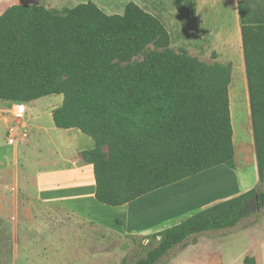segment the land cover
Masks as SVG:
<instances>
[{
  "label": "trees",
  "instance_id": "obj_1",
  "mask_svg": "<svg viewBox=\"0 0 264 264\" xmlns=\"http://www.w3.org/2000/svg\"><path fill=\"white\" fill-rule=\"evenodd\" d=\"M238 5L263 183L264 5ZM151 43L162 50L122 64ZM169 46L166 26L135 1L122 14H108L92 0L62 12L13 4L0 15V100L65 95L54 123L92 137L95 147L80 155L93 164L95 198L110 206L219 165L234 169L233 64L207 63ZM258 208L264 209L263 188L200 208L155 233L157 243L135 264H156L188 239L196 243L207 231L233 228ZM244 263L255 258L247 255Z\"/></svg>",
  "mask_w": 264,
  "mask_h": 264
},
{
  "label": "rangeland",
  "instance_id": "obj_2",
  "mask_svg": "<svg viewBox=\"0 0 264 264\" xmlns=\"http://www.w3.org/2000/svg\"><path fill=\"white\" fill-rule=\"evenodd\" d=\"M83 1L89 0H7L6 4L43 2L49 9L62 12L70 5ZM92 1L104 5V2L124 4L134 0ZM258 3L259 6H263L264 0H258ZM100 7L104 10L112 9L108 5ZM226 28L224 30L226 34L231 35V40L223 38L219 51L213 49L205 51L203 47H191L188 50L191 55L207 63L231 62L233 64L229 90L236 153L235 168L219 165L195 175L191 180L179 182L174 188L169 189L172 191L171 198L165 194L167 190H159L150 196L139 198L129 204L131 210L124 218L117 217L113 220L114 222L111 220L110 226L104 224L102 227L95 220L90 222L85 219L69 222L68 225L48 223L43 214L40 212L38 214L33 204L23 201L18 203L16 198L12 201L11 180L20 177L16 165L12 164L14 150L19 148L21 152L22 177L27 174L29 178L33 176L38 180L37 174L40 173L42 182L54 185L60 175L58 172L60 164H57L58 161L50 162L45 153L48 156H54L59 150L56 146L62 147L63 140L73 151L76 148L89 149L93 139L84 132H78L77 128L71 131L59 130L60 137L55 138L54 142L51 139H44L42 146L46 151L38 150L37 152L38 154L43 152V163L30 165L28 160L33 159L34 156L23 146L24 139H27L24 129L18 132L16 142L9 145L7 144L9 125L6 127L0 121V182L2 183L0 187L8 191L5 192L7 196L3 194L4 198L0 195V218L2 219L0 221V264H135L157 243L154 234L158 231L210 204L252 188L264 189V182L261 183L259 180L255 158L254 130L243 42L232 28ZM206 33L208 42L218 40V36L214 39L212 32L207 28ZM159 50L162 48L151 43L129 62L122 64H136L149 52ZM239 81L242 82L241 90L236 93V90H239ZM51 96L55 97L51 98ZM60 96L61 94L46 96L43 102L57 101L55 98ZM2 102L0 101V104ZM41 103L42 101L39 104ZM72 157H75V154L72 153ZM33 181L34 179L31 178L32 184H34ZM140 199L145 208L134 217ZM100 211H103V216H108L106 211L102 209ZM81 212L83 211L80 210ZM132 223L139 225L136 231L117 234L124 233L123 229ZM116 226L120 227L119 230ZM117 230L120 232L116 233ZM200 238L190 246L188 244L191 240L184 246L172 249L156 264H245L244 257L247 255L255 258L254 264H264V209L258 208L255 213L241 220L233 228L207 231Z\"/></svg>",
  "mask_w": 264,
  "mask_h": 264
},
{
  "label": "crops",
  "instance_id": "obj_3",
  "mask_svg": "<svg viewBox=\"0 0 264 264\" xmlns=\"http://www.w3.org/2000/svg\"><path fill=\"white\" fill-rule=\"evenodd\" d=\"M7 0H0V15L11 5L6 4ZM138 5H140L144 10L157 16L161 22L166 26L170 34V48L179 53H187L191 55L188 48L191 47H203L205 51L207 50H217L221 49V43L226 38L231 40V35L226 34L224 29L230 27L234 32L238 33L239 39L242 38L241 32V18L239 12L238 0H134ZM87 2V1H83ZM95 2V1H94ZM81 3V2H79ZM79 3L70 5L71 8ZM96 3V2H95ZM128 2L122 3H105L104 5L98 6H111V10H104L108 14L113 13H123L125 6ZM29 4L44 5L43 2H34ZM47 7V6H46ZM48 8V7H47ZM102 8V7H101ZM210 26V27H209ZM235 26V27H234ZM206 28L208 31L212 32L214 42H208L206 36ZM210 29V30H209ZM223 39V40H222ZM195 57L193 54L191 55ZM57 95V94H53ZM230 95V90H229ZM49 96V95H48ZM55 96H51L54 98ZM47 97L43 96L41 98L26 102V101H3L0 104V121L7 127L12 122H18L20 129H24V134L27 139H24V147L31 151L33 154V159H29L28 162L33 165H39L43 163V152L38 154V150L46 151L42 144L44 139H51L53 142L55 138L60 137L59 130H74L75 128H58L56 127L53 119V110L60 106L65 98V95L61 94L60 97L55 98L57 101H51V103L43 102ZM1 101V100H0ZM42 101L41 104H39ZM15 102H21L24 113L21 116L14 114L13 105ZM61 103V104H59ZM39 104V107L37 105ZM15 106V105H14ZM230 108H231V98H230ZM231 111V117H232ZM234 129V128H233ZM78 132H82L78 129ZM234 140V136H233ZM8 144V143H7ZM235 146V144H234ZM58 151H56L54 156H46L50 162L58 161L60 164L58 172L60 173L56 183L54 185H48L42 182L40 178V173L37 174L38 180L35 177L33 183H31L30 176L25 174L22 177L20 169L21 158L20 150H14V166L16 165L17 172L20 174L18 179H12V201L16 198L18 201H23L24 203L33 204L37 208V212L46 217L48 223H57L68 225L69 222H77L79 219H85L91 222L95 220L100 226L111 225L113 220L117 217H125V215L130 211L129 209L131 203L135 202L139 198L150 196L159 190H167L165 193L167 196H172L169 189L174 188V186L182 181L191 180L193 176L187 177L177 183L170 184L168 189H157L148 194H145L133 201L119 206H110L99 202L95 198V178L93 164L85 161L80 155V151L85 150L83 148H76L74 151L67 145V142L63 140L62 147L56 146ZM91 148L95 147V142L93 140ZM89 148V149H91ZM237 149V147H236ZM254 149L256 152L255 138H254ZM103 150L108 152V146H104ZM72 153L75 157H72ZM44 154V156H45ZM236 155V153H235ZM257 171L259 176L258 160L256 154ZM7 159V158H5ZM11 159V157H8ZM225 166V165H224ZM217 169V168H215ZM213 169V170H215ZM6 170V169H5ZM9 171V169L7 170ZM25 173V171H24ZM58 173V174H59ZM201 173V172H200ZM199 174V173H198ZM197 175V174H196ZM260 180V176H259ZM45 182H47L45 180ZM2 183L0 182V185ZM51 184V183H50ZM167 187V186H165ZM164 188V187H162ZM5 190L0 187V195L4 198L3 194ZM7 196V193H5ZM1 198V197H0ZM171 198V197H170ZM139 200L138 209L135 213L139 215L143 210L144 206ZM43 208V211H42ZM106 211L108 216H103V211ZM80 210L83 212L80 213ZM133 210V209H132ZM106 217V218H105ZM112 220V222H111ZM0 221L2 219L0 218ZM67 223V224H66ZM103 224V225H102ZM119 230V226H116ZM139 228L137 223H132L127 225L123 229L124 233L136 231ZM214 231V230H213ZM209 233V232H208ZM205 234V233H203ZM203 234L198 235V241ZM222 238V237H221ZM188 239L186 242H189ZM192 244V241L189 246ZM183 246V245H182ZM187 246V245H186ZM175 249V248H174Z\"/></svg>",
  "mask_w": 264,
  "mask_h": 264
},
{
  "label": "built area",
  "instance_id": "obj_4",
  "mask_svg": "<svg viewBox=\"0 0 264 264\" xmlns=\"http://www.w3.org/2000/svg\"><path fill=\"white\" fill-rule=\"evenodd\" d=\"M14 111V114H16L17 116H21L22 113H24V109H23V106H22V110L20 112H16L15 108H14V105H13V109ZM20 131V126H19V123L18 122H12L9 124L8 126V130H7V143L9 145H13L15 142H16V138H17V135H18V132Z\"/></svg>",
  "mask_w": 264,
  "mask_h": 264
},
{
  "label": "bare ground",
  "instance_id": "obj_5",
  "mask_svg": "<svg viewBox=\"0 0 264 264\" xmlns=\"http://www.w3.org/2000/svg\"><path fill=\"white\" fill-rule=\"evenodd\" d=\"M209 30H210V29H209ZM241 84H242V82L239 81V90L237 89V90H236V93H237V91L240 92V90H241ZM237 88H238V86H237ZM14 105H15L14 108H15L16 112H20V111L22 110V104H20V103H15Z\"/></svg>",
  "mask_w": 264,
  "mask_h": 264
}]
</instances>
